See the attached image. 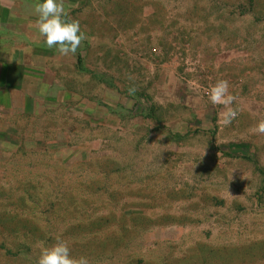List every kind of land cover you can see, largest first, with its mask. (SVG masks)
<instances>
[{"label": "rangeland", "instance_id": "1", "mask_svg": "<svg viewBox=\"0 0 264 264\" xmlns=\"http://www.w3.org/2000/svg\"><path fill=\"white\" fill-rule=\"evenodd\" d=\"M38 2L0 0L11 58L49 54ZM65 8L87 38L55 50L36 104L0 108V264L57 238L90 264H264V0ZM220 80L228 105L209 99Z\"/></svg>", "mask_w": 264, "mask_h": 264}, {"label": "clouds", "instance_id": "2", "mask_svg": "<svg viewBox=\"0 0 264 264\" xmlns=\"http://www.w3.org/2000/svg\"><path fill=\"white\" fill-rule=\"evenodd\" d=\"M33 13L36 16L35 25L39 36L44 39L49 49H55L61 56L75 55L87 38L81 31L79 21L68 19L65 0H41L33 5ZM228 89V81H218L212 87L209 99L213 104H230L234 98L228 93ZM135 91L134 87L130 88L129 94L133 95ZM237 115L235 110H231L224 123L230 124ZM253 131L264 135V120H261ZM37 247L38 264H90L85 256L74 257L69 243L60 238L51 246L37 244Z\"/></svg>", "mask_w": 264, "mask_h": 264}, {"label": "crops", "instance_id": "3", "mask_svg": "<svg viewBox=\"0 0 264 264\" xmlns=\"http://www.w3.org/2000/svg\"><path fill=\"white\" fill-rule=\"evenodd\" d=\"M40 48L49 54L26 49L25 55L24 50H19L15 53H18V56L11 58L9 51L0 49V55L7 56L6 60H0V108L6 105L5 100L16 104L19 99H24L26 104H36L38 99L35 92L50 90L59 79L57 70L48 69L51 63H58L57 52L55 53V49H49L45 42ZM45 74H50L51 77L46 79Z\"/></svg>", "mask_w": 264, "mask_h": 264}]
</instances>
